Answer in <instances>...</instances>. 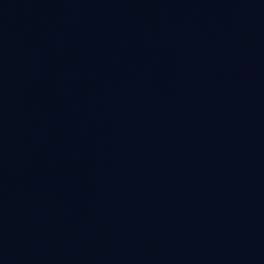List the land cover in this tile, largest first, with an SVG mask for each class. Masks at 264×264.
<instances>
[{
	"label": "water",
	"instance_id": "95a60500",
	"mask_svg": "<svg viewBox=\"0 0 264 264\" xmlns=\"http://www.w3.org/2000/svg\"><path fill=\"white\" fill-rule=\"evenodd\" d=\"M0 264H264V0H0Z\"/></svg>",
	"mask_w": 264,
	"mask_h": 264
}]
</instances>
